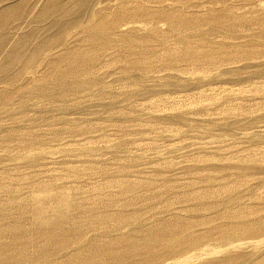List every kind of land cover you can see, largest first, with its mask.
Masks as SVG:
<instances>
[{"label": "rangeland", "instance_id": "374dc122", "mask_svg": "<svg viewBox=\"0 0 264 264\" xmlns=\"http://www.w3.org/2000/svg\"><path fill=\"white\" fill-rule=\"evenodd\" d=\"M0 264H264V0H0Z\"/></svg>", "mask_w": 264, "mask_h": 264}, {"label": "bare ground", "instance_id": "6f19581e", "mask_svg": "<svg viewBox=\"0 0 264 264\" xmlns=\"http://www.w3.org/2000/svg\"><path fill=\"white\" fill-rule=\"evenodd\" d=\"M213 252H214V253H217V252H219V251H216V250H215V251H213Z\"/></svg>", "mask_w": 264, "mask_h": 264}]
</instances>
